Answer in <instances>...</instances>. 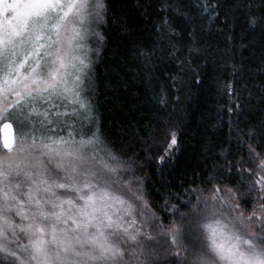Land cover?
<instances>
[{"label":"snow or ice","instance_id":"snow-or-ice-1","mask_svg":"<svg viewBox=\"0 0 264 264\" xmlns=\"http://www.w3.org/2000/svg\"><path fill=\"white\" fill-rule=\"evenodd\" d=\"M106 13L104 0H0V264H159L161 255L176 264H264V215L251 230L242 213L228 215L239 206L214 187L183 202V211L172 206L164 224L142 181L134 187L121 175L134 170L99 129L84 131V120L93 123L84 95L92 83L85 42ZM156 37L137 54L149 82L157 59L179 51L167 18ZM257 183L264 191V176ZM153 223L163 247L145 242L155 237L143 224Z\"/></svg>","mask_w":264,"mask_h":264},{"label":"trees","instance_id":"trees-1","mask_svg":"<svg viewBox=\"0 0 264 264\" xmlns=\"http://www.w3.org/2000/svg\"><path fill=\"white\" fill-rule=\"evenodd\" d=\"M105 5L87 97L107 147L134 170L121 175L134 187L142 181L152 212L164 224L172 206L183 211V202L208 196L214 187L231 189L240 208L252 212L261 196L256 174L264 161V0H105ZM164 18L179 33V51L157 59L149 82L137 54L153 47ZM26 191L21 184V198ZM135 215L140 221L139 210ZM142 232L155 237L146 243L164 246L154 223L143 224ZM158 260L176 264L172 256Z\"/></svg>","mask_w":264,"mask_h":264},{"label":"rangeland","instance_id":"rangeland-1","mask_svg":"<svg viewBox=\"0 0 264 264\" xmlns=\"http://www.w3.org/2000/svg\"><path fill=\"white\" fill-rule=\"evenodd\" d=\"M104 3H105V0H104ZM102 24V23H101ZM101 24H96V23H93L91 25V29L92 31L88 34L87 36V40H86V46H87V49H89V51L87 52V55L88 57L90 58L92 64H91V71H90V76H91V80H92V75H93V69H94V64H95V56L97 55V50H98V45H99V42H100V32H99V27ZM95 33H99V37H97L95 35ZM81 54H83V50H81ZM89 91L85 92L84 95L87 96V93ZM91 116H92V120H93V123H89L87 120H84L83 123H84V131L88 134H90V129L91 130H96L98 127H97V122H96V118L94 116V112H93V107H92V112H91ZM79 127V125H78ZM61 135H66V131L65 132H62L60 133ZM77 139H79V137H77ZM176 144L175 145H171L169 146V150L168 151H173V149L175 148ZM170 155V154H169ZM261 164V163H260ZM260 164L258 166V172L256 174V181H258L260 179L261 176H264V170H261V167H260ZM22 179V178H21ZM15 182V180H14ZM258 184V187H259V191L261 193V196L259 197V200L257 201V205L255 206L254 210L250 213H246L244 212L240 206H239V202H238V198L237 196L235 195V198L232 197L231 193H225L224 192V189H221V192H220V195L221 196H225V198L230 201L233 206L235 207L236 205H238L239 207L237 208V211H239V214H243V217L245 218V221L244 223L247 224L249 226V228L251 230H254L256 231L257 228L259 227V223H260V218L262 215L261 213V206L264 205V191H261V186L259 183ZM25 186V189H27L26 185ZM211 193V192H210ZM210 193L208 195H210ZM43 193H41V196H42ZM253 212L256 213L255 216H253ZM252 217L251 220H248L247 217ZM18 221H19V218H18ZM19 223V222H17Z\"/></svg>","mask_w":264,"mask_h":264}]
</instances>
